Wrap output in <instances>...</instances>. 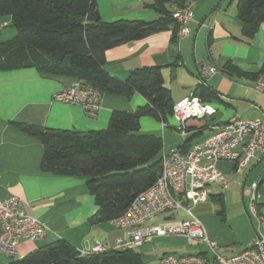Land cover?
Returning <instances> with one entry per match:
<instances>
[{"label":"crops","instance_id":"1","mask_svg":"<svg viewBox=\"0 0 264 264\" xmlns=\"http://www.w3.org/2000/svg\"><path fill=\"white\" fill-rule=\"evenodd\" d=\"M96 1L101 17L106 21H152L162 16L151 5L154 0ZM179 1L182 2L168 0L167 6L173 12L174 2H192L194 20L190 23L188 36L175 38L174 31L168 29L113 47L106 51L107 69L120 78H126L136 67L160 65L165 85L177 103L196 93L201 81L202 61L208 59L214 63L219 71L206 81L214 94L207 102L216 112L212 116L189 121V135L205 127L191 140V144L208 136L211 125L223 123L235 114L264 122V95L254 85L255 76L264 70V22L253 37H247L243 34L242 23L238 18L237 0ZM5 22L8 23V20L0 18L2 25ZM228 64L234 67L228 68ZM76 80L74 76L47 74L34 67L0 70V196H19L26 211L48 226L44 238L38 241L23 239L19 242L20 257L60 240L71 243L81 253L98 252V244L111 250L115 249L117 239L126 235L125 229L115 227L111 221L92 219L97 214L98 206L94 196L87 191L83 177L54 175L42 170L43 142L16 124L61 131L103 129L108 127L114 112H135L147 103L146 98L138 92L131 97L104 94L98 115L92 117L79 105L55 99L58 92ZM175 124L173 117L163 122L143 114L140 117V132L161 135L164 140L163 151H170L185 143V139L177 137ZM219 167L228 186H238L237 195L243 199L247 197L245 191L250 184L260 179L258 201L264 214V156L260 160L250 161L244 167L227 160L220 161ZM227 187L215 185L212 188L214 196L201 201L197 207V214L207 232L213 236L217 235V225L227 219L224 192ZM163 215L162 223L186 217L182 211ZM153 224L146 222L145 225ZM167 237L184 238L155 236L152 241L136 248L142 253L144 264L146 259L143 251L156 243L163 245ZM235 253L222 254L229 256Z\"/></svg>","mask_w":264,"mask_h":264},{"label":"trees","instance_id":"2","mask_svg":"<svg viewBox=\"0 0 264 264\" xmlns=\"http://www.w3.org/2000/svg\"><path fill=\"white\" fill-rule=\"evenodd\" d=\"M167 4L168 0L151 3L162 14L152 21H106L96 0H0V16H11L17 31L12 38L0 41V70L34 67L47 74L74 76L102 95L131 97L138 92L147 100L135 112H114L103 129L62 131L54 136L16 123L43 142L44 172L85 179L86 189L98 206L94 220L111 221L123 214L162 172L163 137L140 132L141 115L163 122L173 115L175 102L165 85L162 66L136 67L126 78H120L107 69L106 51L168 29L177 38L179 27ZM237 12L243 34L253 37L264 22V0H237ZM196 90L194 95L204 102L214 96L206 80H201ZM203 128L188 134L181 148L187 149ZM6 264L144 263L136 249L82 254L71 243L60 240L26 256L10 258Z\"/></svg>","mask_w":264,"mask_h":264},{"label":"built area","instance_id":"3","mask_svg":"<svg viewBox=\"0 0 264 264\" xmlns=\"http://www.w3.org/2000/svg\"><path fill=\"white\" fill-rule=\"evenodd\" d=\"M172 17L177 21V38L190 34V23L194 20L192 2H174ZM210 27L209 23L205 24ZM218 67L205 59L200 64L201 80L218 72ZM255 88L264 95V71L255 79ZM102 93L92 85L76 80L55 95L57 101L79 105L92 117L98 115ZM216 109L199 96H187L173 108L176 132L185 139L189 134V121L212 116ZM211 132L202 141L163 151V169L148 189L141 192L120 216L111 223L126 230L125 237L116 241V249H136L152 241L155 236L170 235L205 243L207 250L200 253L176 255L166 253L158 264H264V214L258 201L260 179L246 189L249 196L248 211L257 222L256 234L246 247L233 255L220 252V245L207 232L200 216L196 213L199 203L208 200L212 188L221 184L227 187L219 162H234L239 167L264 156V122L261 119H246L238 114L223 123L209 127ZM182 211L185 218L160 224L145 225L165 213ZM47 224L29 214L17 195L0 196V252L9 257H20L18 244L23 239L38 241L46 236ZM98 252L105 251L98 244ZM92 253V252H90ZM82 254H89L84 252Z\"/></svg>","mask_w":264,"mask_h":264},{"label":"rangeland","instance_id":"4","mask_svg":"<svg viewBox=\"0 0 264 264\" xmlns=\"http://www.w3.org/2000/svg\"><path fill=\"white\" fill-rule=\"evenodd\" d=\"M0 18L8 20V23L5 22V25L0 23V41H4L12 38L17 31L11 22V16L4 15L0 16ZM169 117L172 118V116ZM177 137H180L178 133ZM228 187L224 189L227 202V219L223 220L220 225H217V235H209L218 242L221 253H237L240 252L252 238H254L256 234L257 222L253 217H251L252 215L248 211L250 201L249 196L243 199L241 195H237V191H239L238 186L234 187L232 184ZM196 213H198L197 209ZM164 216L165 215L155 217L148 222L152 224H160L163 222ZM163 241V245L156 243V245L153 244V247L143 251L146 264H158L159 258L165 252L191 254L207 250L205 243H198L197 241H193L188 238L171 239L170 237H167L164 238ZM9 260V257L0 252V264H6Z\"/></svg>","mask_w":264,"mask_h":264},{"label":"water","instance_id":"5","mask_svg":"<svg viewBox=\"0 0 264 264\" xmlns=\"http://www.w3.org/2000/svg\"><path fill=\"white\" fill-rule=\"evenodd\" d=\"M32 128L40 134L48 133L54 136H60L62 134L61 130H48L44 127H38V126H32Z\"/></svg>","mask_w":264,"mask_h":264}]
</instances>
